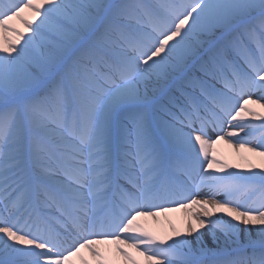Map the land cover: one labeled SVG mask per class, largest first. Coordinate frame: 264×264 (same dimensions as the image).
Instances as JSON below:
<instances>
[{
    "label": "snow or ice",
    "instance_id": "1",
    "mask_svg": "<svg viewBox=\"0 0 264 264\" xmlns=\"http://www.w3.org/2000/svg\"><path fill=\"white\" fill-rule=\"evenodd\" d=\"M0 264H264V0H0Z\"/></svg>",
    "mask_w": 264,
    "mask_h": 264
},
{
    "label": "bare ground",
    "instance_id": "2",
    "mask_svg": "<svg viewBox=\"0 0 264 264\" xmlns=\"http://www.w3.org/2000/svg\"><path fill=\"white\" fill-rule=\"evenodd\" d=\"M220 147H221V150L227 154L228 150L226 149V147L225 146H220ZM161 219L163 221L164 218L162 217ZM167 219L179 227L180 221H181V214L179 212L169 213L167 215ZM149 224H151V222H149Z\"/></svg>",
    "mask_w": 264,
    "mask_h": 264
}]
</instances>
